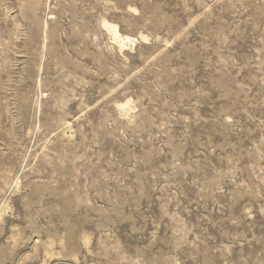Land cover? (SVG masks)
<instances>
[{"label":"rangeland","instance_id":"374dc122","mask_svg":"<svg viewBox=\"0 0 264 264\" xmlns=\"http://www.w3.org/2000/svg\"><path fill=\"white\" fill-rule=\"evenodd\" d=\"M0 264H264V0H0Z\"/></svg>","mask_w":264,"mask_h":264},{"label":"bare ground","instance_id":"6f19581e","mask_svg":"<svg viewBox=\"0 0 264 264\" xmlns=\"http://www.w3.org/2000/svg\"><path fill=\"white\" fill-rule=\"evenodd\" d=\"M105 28L110 32L112 39L115 43L119 45L121 49L125 48L127 45H132L138 42L139 39L131 38L126 35H122L119 31V27L117 25H112L107 22H104L103 24ZM144 41L148 40L146 37H142ZM119 111L125 116L128 115L129 109H130V102H122L118 104Z\"/></svg>","mask_w":264,"mask_h":264}]
</instances>
